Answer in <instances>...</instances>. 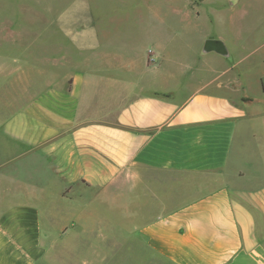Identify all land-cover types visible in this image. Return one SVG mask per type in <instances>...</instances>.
<instances>
[{"label": "crops", "instance_id": "1", "mask_svg": "<svg viewBox=\"0 0 264 264\" xmlns=\"http://www.w3.org/2000/svg\"><path fill=\"white\" fill-rule=\"evenodd\" d=\"M99 19L59 31L69 79L0 80V264H264L263 81L222 37L140 50Z\"/></svg>", "mask_w": 264, "mask_h": 264}, {"label": "rangeland", "instance_id": "2", "mask_svg": "<svg viewBox=\"0 0 264 264\" xmlns=\"http://www.w3.org/2000/svg\"><path fill=\"white\" fill-rule=\"evenodd\" d=\"M113 14L126 17L110 18ZM90 15L100 18V40L140 50L156 48L163 37L174 34L192 44L207 34L222 37L242 58L244 92L253 98L262 95L264 0H0V80H13L15 104L27 87L32 100L43 88L39 80L69 79L77 64L57 35L85 29ZM181 42L174 39L169 51L176 53ZM261 97L257 110H264ZM241 183L256 189L261 182Z\"/></svg>", "mask_w": 264, "mask_h": 264}, {"label": "water", "instance_id": "3", "mask_svg": "<svg viewBox=\"0 0 264 264\" xmlns=\"http://www.w3.org/2000/svg\"><path fill=\"white\" fill-rule=\"evenodd\" d=\"M214 44H216V45H219V44H220V42H214Z\"/></svg>", "mask_w": 264, "mask_h": 264}]
</instances>
